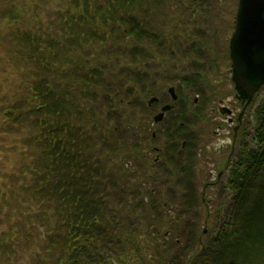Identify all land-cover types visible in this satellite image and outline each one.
<instances>
[{
	"label": "trees",
	"instance_id": "obj_1",
	"mask_svg": "<svg viewBox=\"0 0 264 264\" xmlns=\"http://www.w3.org/2000/svg\"><path fill=\"white\" fill-rule=\"evenodd\" d=\"M18 1L49 8L51 0ZM216 1L60 0L38 35L0 33V222L10 220L0 264H264V98L247 115L255 146L241 128L237 161L210 188L213 160L192 153L199 112L183 110L170 133L171 110L169 144L159 139L162 126H153L155 138L149 131L146 57H181L185 45L174 42L188 39L198 41L194 54H207L199 17ZM195 27L198 38L190 37ZM206 67L199 60L196 69ZM186 90L201 102L214 91ZM178 91L176 109L194 96ZM188 128L182 150L177 131ZM226 192L227 227L203 234L217 225Z\"/></svg>",
	"mask_w": 264,
	"mask_h": 264
},
{
	"label": "rangeland",
	"instance_id": "obj_2",
	"mask_svg": "<svg viewBox=\"0 0 264 264\" xmlns=\"http://www.w3.org/2000/svg\"><path fill=\"white\" fill-rule=\"evenodd\" d=\"M4 3V2H1ZM218 3V6H217ZM236 0H219L212 3L210 6H208V10L206 11V15L203 17L202 21H204V24L206 25V28H202L204 31V38L206 39L204 41H207L206 44H208V48H209V54L210 56H207L206 59V63L209 64V67L213 66L212 69L210 70L211 75H218L215 76V78H218V82L222 81L221 87L219 89H222L226 94H230L229 96H225L224 94L220 95L219 98H223L224 101H222L221 103L218 100L213 101L212 103H204V101H200L201 98L199 99V101L197 103L193 102V96L194 94H191L189 91L187 92V90L185 89L184 92H186L189 96H191L189 102H191L189 105L186 104L185 106V111H188V114L192 111V112H196V116L199 112L200 109H202L203 107H206L203 111L200 110L199 112V116H203V120L200 122V124L198 125L199 128L198 129H203V134L202 136L199 135V131H196V133L194 134V136H192V144L194 146L193 148V155L200 153V155H203V153H207L208 157H210V159H212L213 161H218L219 163L223 162L224 159L227 157L228 153H225L224 151H228V139L227 137H229V134L223 133V135H215L213 133L214 129H216V123L215 122H211L209 123V118H212L213 120H215L214 117V112L218 113V107L220 106V104L226 103L227 104V99H229L231 97V94L233 93L231 91L232 89V85L231 82L229 81L228 77H230L229 75V71L231 68V62L229 59V53H228V40L230 37V33H228V26L229 29L231 30L232 27V23L234 20V16H235V9H236ZM184 8L185 12L190 11V8L188 6H186L185 4L182 5ZM33 12L30 11V15H32ZM192 16V15H191ZM34 17L31 16L30 19H33ZM197 18V16L195 17ZM194 18V19H195ZM189 19V17H188ZM192 20V18H191ZM224 20H227L226 23L223 25V22H225ZM24 26L26 25H20V29H22ZM212 27V28H210ZM12 31V32H11ZM15 31V26L14 25H8L5 31V35H8L11 38H16V33ZM23 31V30H21ZM20 30L17 31V35L22 34ZM219 31V33H218ZM209 37L207 39V36ZM218 55V56H217ZM214 56V59H213ZM228 56V59H227ZM150 58V55H148L145 59V61L147 59ZM223 58V59H222ZM151 59H149L150 61ZM204 80L207 78V76L203 77ZM20 82V81H19ZM206 86H209L208 81L205 82ZM220 84L215 82V86H219ZM212 90L216 91L214 88H212ZM213 91V92H214ZM232 92V93H231ZM185 94V93H183ZM264 94V90L263 92H261V94L258 96L257 101H259L261 99V95ZM184 97H186V95H184ZM209 96L207 97L208 100H210ZM234 100V99H233ZM230 105H233L232 102V97L230 98L229 101ZM202 105V106H201ZM229 105V106H230ZM236 105V103H235ZM157 111H152V114L156 113ZM176 112V111H174ZM206 112V114H205ZM170 112H168L166 114V116L169 114ZM205 114V115H204ZM222 114V113H220ZM218 113V115H220ZM170 115L173 116V114H169L168 117L170 118ZM171 116V117H172ZM195 116V118H196ZM205 117L207 118L206 123H205ZM220 117H222L220 115ZM225 117V116H224ZM223 117V118H224ZM216 118L219 119V116H217ZM176 120H179V117L177 116V112H176ZM174 120V121H176ZM199 122V120L197 121ZM151 120H150V125H151ZM171 125H169L168 127H170ZM192 126V124H191ZM153 128V127H151ZM149 128V130L151 129ZM192 128H188L185 129L186 132L189 131ZM197 129V128H196ZM175 132V131H174ZM179 134L176 135L178 136V142L182 141L183 139V133L178 130L177 131ZM252 132V130L250 129V133ZM164 137H165V133H163ZM160 139L165 140L168 142V140L165 138H162L160 136ZM172 139V138H171ZM252 139V135H249L248 137V141H249V146L250 147H254V142L251 140ZM187 140H190V136L187 138ZM222 140H224V142H222ZM227 144V145H226ZM224 146V147H223ZM155 148L158 147V145H154ZM223 147V150H220L218 148ZM153 149V147H152ZM209 159V160H210ZM4 161H0V167H3ZM206 167H208V169L212 168H216L213 169V173H212V177L213 180L215 178V174L216 171L219 170L217 169V164L213 165L210 164V162H208V164L206 165ZM212 184L210 183H206L205 186H207V188H210ZM0 189H2V183L0 182ZM207 192V191H206ZM208 192L205 194L207 195ZM221 206H220V212H219V217L217 219V225H211L209 224L208 227L204 226L207 228V233L208 231H210L211 234H215L219 229H225L227 227L229 218L231 217V213L233 211V205H232V201H231V197L228 195V193H224L221 197ZM10 221V220H9ZM9 221L4 220L3 223L1 224L0 222V236L3 232L7 231L10 226L7 224ZM203 227V228H204ZM20 244V243H18ZM21 263H23V260L21 259Z\"/></svg>",
	"mask_w": 264,
	"mask_h": 264
},
{
	"label": "water",
	"instance_id": "obj_3",
	"mask_svg": "<svg viewBox=\"0 0 264 264\" xmlns=\"http://www.w3.org/2000/svg\"><path fill=\"white\" fill-rule=\"evenodd\" d=\"M229 48L237 96L248 103L264 84V0H239Z\"/></svg>",
	"mask_w": 264,
	"mask_h": 264
},
{
	"label": "flooded vegetation",
	"instance_id": "obj_4",
	"mask_svg": "<svg viewBox=\"0 0 264 264\" xmlns=\"http://www.w3.org/2000/svg\"><path fill=\"white\" fill-rule=\"evenodd\" d=\"M222 100L223 99H220L219 101H222ZM232 102H233V105H230L231 103H227L228 107L232 111L231 116L228 117L227 120H221L222 122L221 121H218L217 122V124H218L217 125L218 130L215 131V135H221V134L223 135V133H227L228 132V131H226V129L228 130V127L229 126L232 127V129H234V127L238 125V117H237V113H236V106L234 104V103H236V101H232ZM214 113H215L214 114V117H217L218 113H216V112H214ZM222 142H224V140H222ZM229 143L231 144V150H232L233 143H234V133L231 136V142L229 140ZM228 159H229V157H227V161H228ZM226 166H228V163H226ZM212 172L213 171H211L210 174ZM226 176H227V172H225V171H218L216 173L215 180L216 181H219L221 179V177L226 178Z\"/></svg>",
	"mask_w": 264,
	"mask_h": 264
}]
</instances>
